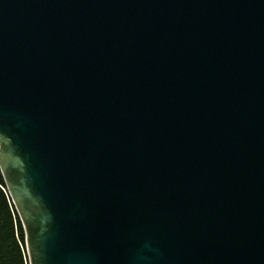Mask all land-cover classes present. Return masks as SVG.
I'll return each instance as SVG.
<instances>
[{
  "label": "water",
  "instance_id": "1",
  "mask_svg": "<svg viewBox=\"0 0 264 264\" xmlns=\"http://www.w3.org/2000/svg\"><path fill=\"white\" fill-rule=\"evenodd\" d=\"M0 168L30 264H264V0H0Z\"/></svg>",
  "mask_w": 264,
  "mask_h": 264
},
{
  "label": "trees",
  "instance_id": "2",
  "mask_svg": "<svg viewBox=\"0 0 264 264\" xmlns=\"http://www.w3.org/2000/svg\"><path fill=\"white\" fill-rule=\"evenodd\" d=\"M0 264H29L25 231L0 168Z\"/></svg>",
  "mask_w": 264,
  "mask_h": 264
},
{
  "label": "rangeland",
  "instance_id": "3",
  "mask_svg": "<svg viewBox=\"0 0 264 264\" xmlns=\"http://www.w3.org/2000/svg\"><path fill=\"white\" fill-rule=\"evenodd\" d=\"M27 247V246H26ZM28 258H29V256H28ZM29 264H30V261H29Z\"/></svg>",
  "mask_w": 264,
  "mask_h": 264
}]
</instances>
